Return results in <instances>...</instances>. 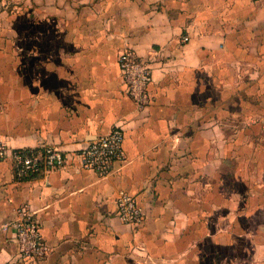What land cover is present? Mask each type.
Returning <instances> with one entry per match:
<instances>
[{"label":"crops","instance_id":"1","mask_svg":"<svg viewBox=\"0 0 264 264\" xmlns=\"http://www.w3.org/2000/svg\"><path fill=\"white\" fill-rule=\"evenodd\" d=\"M7 2L0 138L74 150L123 123L127 159L100 176L75 155L25 180L0 159V264H264V0ZM127 47L153 66L147 110L121 73ZM121 188L142 225L119 218ZM25 202L52 246L41 263L15 262L2 227Z\"/></svg>","mask_w":264,"mask_h":264},{"label":"built area","instance_id":"2","mask_svg":"<svg viewBox=\"0 0 264 264\" xmlns=\"http://www.w3.org/2000/svg\"><path fill=\"white\" fill-rule=\"evenodd\" d=\"M7 0H0V6L5 8ZM184 35L183 40H189ZM122 76L126 82L131 97L140 110H147L151 103L149 84L152 80V63L144 58L136 48L122 49L118 56ZM125 129L123 123H116L105 134L86 141L74 150L62 149L51 143L43 148L10 147L0 138V159L11 157L15 176L25 180L66 167L75 155L80 157L82 168L91 169L100 176H107L119 170L116 162H126L124 148ZM117 208L119 218L132 227L143 224L146 212L138 197L121 188L117 192ZM5 231H12V238L17 244V252L13 257L15 262L29 260L35 263L43 262L52 251V246L45 238L38 215V209L32 204L21 203L16 208V216L3 224ZM144 249V246H139Z\"/></svg>","mask_w":264,"mask_h":264}]
</instances>
